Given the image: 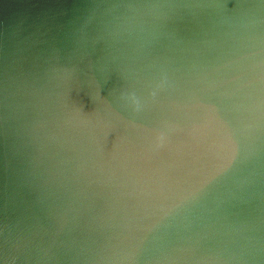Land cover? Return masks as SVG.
<instances>
[{
	"label": "water",
	"instance_id": "1",
	"mask_svg": "<svg viewBox=\"0 0 264 264\" xmlns=\"http://www.w3.org/2000/svg\"><path fill=\"white\" fill-rule=\"evenodd\" d=\"M0 264H264V0H0Z\"/></svg>",
	"mask_w": 264,
	"mask_h": 264
}]
</instances>
